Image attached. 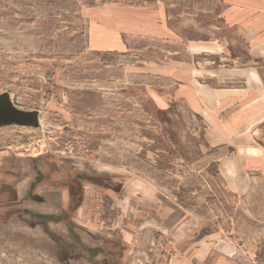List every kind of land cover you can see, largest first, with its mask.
Here are the masks:
<instances>
[{"label": "rangeland", "instance_id": "obj_1", "mask_svg": "<svg viewBox=\"0 0 264 264\" xmlns=\"http://www.w3.org/2000/svg\"><path fill=\"white\" fill-rule=\"evenodd\" d=\"M164 1L182 42L155 67L88 51L70 0H0V118L25 119L0 124V264H264V124H230L240 104L198 85L204 117L176 96L264 106V17L251 3L235 32L217 0Z\"/></svg>", "mask_w": 264, "mask_h": 264}, {"label": "crops", "instance_id": "obj_2", "mask_svg": "<svg viewBox=\"0 0 264 264\" xmlns=\"http://www.w3.org/2000/svg\"><path fill=\"white\" fill-rule=\"evenodd\" d=\"M70 1L78 5L79 15L86 21V49L88 51L115 56L135 55L138 53L141 64L156 67L160 64H165L166 44L177 45L182 42L180 32L175 27L169 25L172 6H168L164 0ZM217 2L221 5L218 17L225 27L231 28L234 31L236 30L235 32L239 31V26H244L245 22L240 13L241 11H245V9H249L251 3L257 2L256 9H251V12L259 15L261 18L264 17V0H217ZM182 15L183 13L181 12L180 16L182 17ZM187 15L191 17V14ZM247 29L250 28L247 27ZM243 43L244 45L252 46V41L250 40H245ZM192 44L193 50L190 51L192 56L207 55L210 52L206 46V42H193ZM198 45H203V47L198 49L196 48ZM180 51L174 52V58H178L177 55H180ZM248 54L250 57L253 56L250 50ZM222 58L223 56H221L220 66L225 67V65H228V57L223 58V60ZM260 64L264 66V58L257 65H250V69L252 70L248 69L249 66L243 62L240 63V68L248 69L249 72L255 73L257 77H262V66ZM206 70L208 73H211V70ZM147 73L150 75H164L163 72H158L154 69H148ZM208 76L209 78L211 77L209 74ZM221 78L238 81L239 83L242 82L243 84L245 83L244 80H246L245 76H222ZM181 82L182 84L179 90H177L176 96L182 99L183 103L193 113H198L202 116L200 103L201 101L207 102V100L200 98L198 91H194V85H198V89L205 93L210 100H213L212 97H215L216 92H219L222 93L221 100L225 104H229L230 102L240 104L237 114L229 120L230 124H264V106L261 104L252 106L249 100V97L258 95V90L243 88L215 91V89L209 86H200L197 82ZM187 86L190 87V90L186 89ZM3 104L6 105V103ZM223 109L228 108L223 107ZM4 114L3 112L0 115ZM0 120L2 119L0 118ZM227 171L231 172L229 169Z\"/></svg>", "mask_w": 264, "mask_h": 264}, {"label": "water", "instance_id": "obj_3", "mask_svg": "<svg viewBox=\"0 0 264 264\" xmlns=\"http://www.w3.org/2000/svg\"><path fill=\"white\" fill-rule=\"evenodd\" d=\"M0 105H5V104H3V103H1L0 102ZM15 113V116H13L11 119L9 118V119H2V120H0V122H5V121H8V122H6V123H9V124H11V123H14L15 122V124H20V122H22L23 121V123H25L24 121H25V119H23V116H24V114L23 113H20V112H18L17 110L14 112ZM19 118H21V119H19ZM13 119V120H12ZM12 121V122H11ZM6 123H4V124H6Z\"/></svg>", "mask_w": 264, "mask_h": 264}, {"label": "trees", "instance_id": "obj_4", "mask_svg": "<svg viewBox=\"0 0 264 264\" xmlns=\"http://www.w3.org/2000/svg\"><path fill=\"white\" fill-rule=\"evenodd\" d=\"M188 1H189V0L186 1V6H187V7L190 6V4H191L190 1H189V2H188ZM192 1H193V4H191V7H193L194 5H196V4L199 3V2H198L199 0H192ZM190 9H191V8H190ZM211 155H214V154L211 153ZM211 155H210V156H211Z\"/></svg>", "mask_w": 264, "mask_h": 264}]
</instances>
